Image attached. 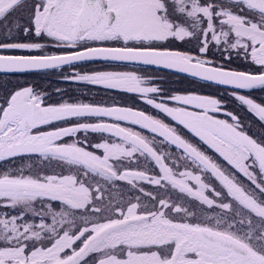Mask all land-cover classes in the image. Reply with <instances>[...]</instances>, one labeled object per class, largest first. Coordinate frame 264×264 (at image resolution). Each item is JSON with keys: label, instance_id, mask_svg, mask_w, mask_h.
<instances>
[{"label": "snow or ice", "instance_id": "obj_1", "mask_svg": "<svg viewBox=\"0 0 264 264\" xmlns=\"http://www.w3.org/2000/svg\"><path fill=\"white\" fill-rule=\"evenodd\" d=\"M0 264H264V0H0Z\"/></svg>", "mask_w": 264, "mask_h": 264}, {"label": "trees", "instance_id": "obj_2", "mask_svg": "<svg viewBox=\"0 0 264 264\" xmlns=\"http://www.w3.org/2000/svg\"><path fill=\"white\" fill-rule=\"evenodd\" d=\"M51 80H53V78ZM184 87H188V85L185 84ZM255 96H256L257 99H260L261 98L259 92L255 93Z\"/></svg>", "mask_w": 264, "mask_h": 264}, {"label": "flooded vegetation", "instance_id": "obj_3", "mask_svg": "<svg viewBox=\"0 0 264 264\" xmlns=\"http://www.w3.org/2000/svg\"><path fill=\"white\" fill-rule=\"evenodd\" d=\"M51 83H52V86H55L57 83L56 78H53V80H51ZM175 86H179V85H175Z\"/></svg>", "mask_w": 264, "mask_h": 264}]
</instances>
